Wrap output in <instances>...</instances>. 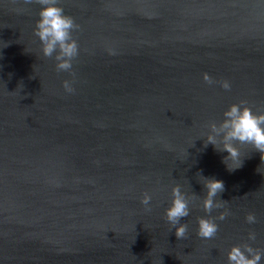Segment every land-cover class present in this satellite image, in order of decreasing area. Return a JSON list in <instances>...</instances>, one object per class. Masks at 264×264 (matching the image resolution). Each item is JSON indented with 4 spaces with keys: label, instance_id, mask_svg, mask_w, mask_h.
Masks as SVG:
<instances>
[{
    "label": "water",
    "instance_id": "1",
    "mask_svg": "<svg viewBox=\"0 0 264 264\" xmlns=\"http://www.w3.org/2000/svg\"><path fill=\"white\" fill-rule=\"evenodd\" d=\"M0 264H264V0H0Z\"/></svg>",
    "mask_w": 264,
    "mask_h": 264
}]
</instances>
